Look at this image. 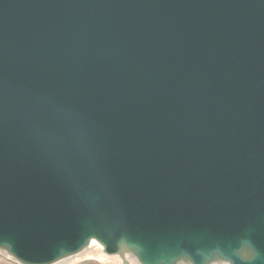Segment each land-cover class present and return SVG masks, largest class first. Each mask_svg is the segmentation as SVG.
Wrapping results in <instances>:
<instances>
[{"label":"water","instance_id":"water-1","mask_svg":"<svg viewBox=\"0 0 264 264\" xmlns=\"http://www.w3.org/2000/svg\"><path fill=\"white\" fill-rule=\"evenodd\" d=\"M91 238L264 264V0H0V247Z\"/></svg>","mask_w":264,"mask_h":264},{"label":"bare ground","instance_id":"bare-ground-1","mask_svg":"<svg viewBox=\"0 0 264 264\" xmlns=\"http://www.w3.org/2000/svg\"><path fill=\"white\" fill-rule=\"evenodd\" d=\"M0 253L13 261L15 259L4 247H0ZM247 256V252H243ZM94 260L100 264H144L139 260L133 249L128 248L123 253H107L104 246L96 238H91L82 249L72 254H65L61 258L47 264H73L79 261ZM170 264H194L186 256L175 259ZM203 264H231V262L218 254L211 259L206 260Z\"/></svg>","mask_w":264,"mask_h":264},{"label":"rangeland","instance_id":"rangeland-1","mask_svg":"<svg viewBox=\"0 0 264 264\" xmlns=\"http://www.w3.org/2000/svg\"><path fill=\"white\" fill-rule=\"evenodd\" d=\"M0 264H22V263L18 262L16 259L15 261H13L9 258H6L0 253ZM73 264H100V263L94 260H85V261L75 262Z\"/></svg>","mask_w":264,"mask_h":264}]
</instances>
